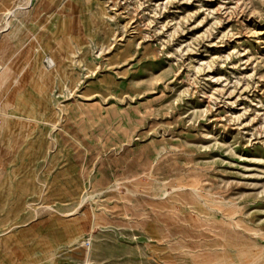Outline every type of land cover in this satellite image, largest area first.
Masks as SVG:
<instances>
[{
	"label": "rangeland",
	"instance_id": "rangeland-1",
	"mask_svg": "<svg viewBox=\"0 0 264 264\" xmlns=\"http://www.w3.org/2000/svg\"><path fill=\"white\" fill-rule=\"evenodd\" d=\"M0 264H264V0H0Z\"/></svg>",
	"mask_w": 264,
	"mask_h": 264
},
{
	"label": "bare ground",
	"instance_id": "bare-ground-1",
	"mask_svg": "<svg viewBox=\"0 0 264 264\" xmlns=\"http://www.w3.org/2000/svg\"><path fill=\"white\" fill-rule=\"evenodd\" d=\"M9 12H10V11H9ZM12 12H13V11H12ZM12 12H11V13H12ZM11 13H10V14H11ZM10 14H8V15H10ZM4 31H5V30H4Z\"/></svg>",
	"mask_w": 264,
	"mask_h": 264
}]
</instances>
